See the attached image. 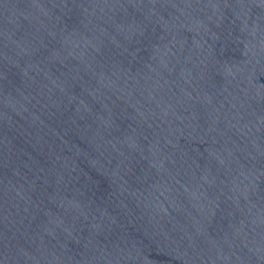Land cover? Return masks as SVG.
Returning a JSON list of instances; mask_svg holds the SVG:
<instances>
[{
	"label": "water",
	"instance_id": "95a60500",
	"mask_svg": "<svg viewBox=\"0 0 264 264\" xmlns=\"http://www.w3.org/2000/svg\"><path fill=\"white\" fill-rule=\"evenodd\" d=\"M0 264H264V0H0Z\"/></svg>",
	"mask_w": 264,
	"mask_h": 264
}]
</instances>
